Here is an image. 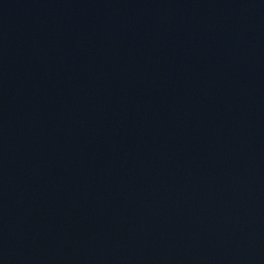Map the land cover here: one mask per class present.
<instances>
[{
  "label": "water",
  "instance_id": "water-1",
  "mask_svg": "<svg viewBox=\"0 0 264 264\" xmlns=\"http://www.w3.org/2000/svg\"><path fill=\"white\" fill-rule=\"evenodd\" d=\"M0 264H264V0H0Z\"/></svg>",
  "mask_w": 264,
  "mask_h": 264
}]
</instances>
